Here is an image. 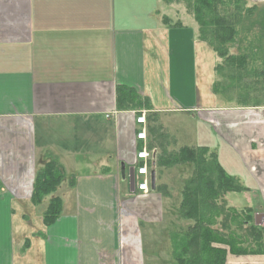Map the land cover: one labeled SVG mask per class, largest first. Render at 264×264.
Listing matches in <instances>:
<instances>
[{
	"label": "crops",
	"instance_id": "crops-1",
	"mask_svg": "<svg viewBox=\"0 0 264 264\" xmlns=\"http://www.w3.org/2000/svg\"><path fill=\"white\" fill-rule=\"evenodd\" d=\"M217 63L181 3L0 0V264H178L171 236L195 225L178 227L196 165L167 162L186 148H209L247 188L227 204L252 206L264 226V104L225 103L207 77ZM143 147L156 174L148 193ZM50 161L64 177L35 206ZM54 197L62 211L47 226ZM226 264H264V254Z\"/></svg>",
	"mask_w": 264,
	"mask_h": 264
},
{
	"label": "trees",
	"instance_id": "trees-1",
	"mask_svg": "<svg viewBox=\"0 0 264 264\" xmlns=\"http://www.w3.org/2000/svg\"><path fill=\"white\" fill-rule=\"evenodd\" d=\"M163 1L183 4L197 21L203 41L224 44L232 38L233 42L244 43L243 49L252 54L250 60L246 56H233L232 64L246 74L256 75L264 88V68H261L264 66V6L250 5L247 0ZM246 100L239 96L237 101ZM179 162L196 165L195 178L187 184L182 205L183 215L194 220L195 225L171 236L177 263L226 264L229 254H264V226L255 222L253 207L238 209L230 207L225 200L226 194L241 193L247 188L227 174L209 148L183 149L172 156L167 165ZM63 177L56 161L46 163L37 171L32 203L40 206L47 196L56 192ZM61 211L62 201L54 197L43 216L45 225L53 224ZM27 247L29 243L25 249Z\"/></svg>",
	"mask_w": 264,
	"mask_h": 264
},
{
	"label": "rangeland",
	"instance_id": "rangeland-1",
	"mask_svg": "<svg viewBox=\"0 0 264 264\" xmlns=\"http://www.w3.org/2000/svg\"><path fill=\"white\" fill-rule=\"evenodd\" d=\"M202 39V38H201ZM203 40V39H202ZM233 39H228L224 44L219 41H215V44L209 43V41L204 40L217 54L218 63L216 71L214 68L208 70L207 77L209 82L212 79V84L217 76V81L214 85L215 91L218 95L225 99V103L237 105H263L264 104V88L262 82H259L256 75L246 74L245 72L237 69L232 64L231 57L246 56L250 60L252 56L251 52H247L243 49L244 43L232 41ZM211 42V41H210ZM217 47L220 49L218 50ZM218 68V69H217ZM261 68H264L262 66ZM207 73V71H206ZM206 76V75H205ZM260 83V84H259ZM239 96H244L247 100L240 103L238 100ZM221 99V100H223ZM232 101V102H231ZM176 182V180H175ZM180 196V194H179ZM178 196V197H179ZM185 224H180L178 227L186 228L192 223V219L184 218ZM183 225V226H182ZM181 229V228H180ZM234 255V254H233ZM255 254H249V256H254ZM228 258V256H227Z\"/></svg>",
	"mask_w": 264,
	"mask_h": 264
},
{
	"label": "built area",
	"instance_id": "built-area-1",
	"mask_svg": "<svg viewBox=\"0 0 264 264\" xmlns=\"http://www.w3.org/2000/svg\"><path fill=\"white\" fill-rule=\"evenodd\" d=\"M137 125L142 127L137 132V139L141 142L147 141V132H146V124L147 119L145 114H142L137 117ZM153 158V153L147 150V148L143 147L137 153V166L136 172L139 177L138 188L140 191L144 193H148L151 190V172L149 168V163Z\"/></svg>",
	"mask_w": 264,
	"mask_h": 264
},
{
	"label": "water",
	"instance_id": "water-1",
	"mask_svg": "<svg viewBox=\"0 0 264 264\" xmlns=\"http://www.w3.org/2000/svg\"><path fill=\"white\" fill-rule=\"evenodd\" d=\"M155 179H156L155 171H152L151 172V186H152V188H155Z\"/></svg>",
	"mask_w": 264,
	"mask_h": 264
}]
</instances>
